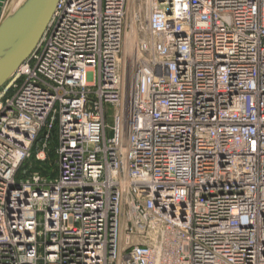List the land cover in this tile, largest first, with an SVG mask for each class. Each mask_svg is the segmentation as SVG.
Listing matches in <instances>:
<instances>
[{"label":"built area","instance_id":"obj_1","mask_svg":"<svg viewBox=\"0 0 264 264\" xmlns=\"http://www.w3.org/2000/svg\"><path fill=\"white\" fill-rule=\"evenodd\" d=\"M132 2L58 0L2 86L0 264H264V0Z\"/></svg>","mask_w":264,"mask_h":264},{"label":"water","instance_id":"obj_2","mask_svg":"<svg viewBox=\"0 0 264 264\" xmlns=\"http://www.w3.org/2000/svg\"><path fill=\"white\" fill-rule=\"evenodd\" d=\"M4 2L0 0V87L36 47L58 0H25L2 16Z\"/></svg>","mask_w":264,"mask_h":264},{"label":"rangeland","instance_id":"obj_3","mask_svg":"<svg viewBox=\"0 0 264 264\" xmlns=\"http://www.w3.org/2000/svg\"><path fill=\"white\" fill-rule=\"evenodd\" d=\"M137 4V5H136ZM134 3L132 2V0H129L128 3V15L132 16L133 11L138 9L139 5L138 3ZM11 6V0H5L4 2V6L2 8V13L3 11H7L9 10L8 8ZM136 7V9H135ZM142 12H143V7L141 8ZM8 11L2 16L7 15ZM141 34V32L138 31V28L136 27V45H135V49L134 52L136 50V46H137V39L138 36ZM7 83V82H6ZM5 85V84H4ZM3 85V86H4ZM3 90L2 87H0V92ZM106 122L109 125V128H107V136H111L112 135V130L110 128V126L113 125V109L111 106H106ZM57 134L56 130H55V135ZM21 170H25L26 174L29 175L32 172H39L41 174H43L45 177L47 178H51L53 176V174L55 172H57V154H56V150L54 148V146L49 147V149H47V151L45 152V156L44 158H40L37 157V154L34 153L32 154V156L23 163V165L21 166Z\"/></svg>","mask_w":264,"mask_h":264},{"label":"bare ground","instance_id":"obj_4","mask_svg":"<svg viewBox=\"0 0 264 264\" xmlns=\"http://www.w3.org/2000/svg\"><path fill=\"white\" fill-rule=\"evenodd\" d=\"M24 1L25 0H11V6L8 8L9 10H7L8 11L7 14H12L13 12H15L23 4ZM7 11L4 10L3 13L5 14ZM137 44H138V39H137ZM135 45H136V29L134 26H132L131 30L125 33V39H124L125 51L128 53H134ZM136 51L137 50H135V52Z\"/></svg>","mask_w":264,"mask_h":264},{"label":"trees","instance_id":"obj_5","mask_svg":"<svg viewBox=\"0 0 264 264\" xmlns=\"http://www.w3.org/2000/svg\"><path fill=\"white\" fill-rule=\"evenodd\" d=\"M51 146H54V148L56 147V135H55V131H53V136H52L51 141L49 142L48 149ZM55 174H56V172L53 174V176L51 178H53L55 176Z\"/></svg>","mask_w":264,"mask_h":264}]
</instances>
